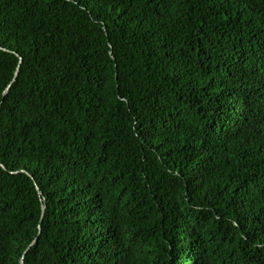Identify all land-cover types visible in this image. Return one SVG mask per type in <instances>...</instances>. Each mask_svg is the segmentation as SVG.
<instances>
[{
	"label": "trees",
	"instance_id": "16d2710c",
	"mask_svg": "<svg viewBox=\"0 0 264 264\" xmlns=\"http://www.w3.org/2000/svg\"><path fill=\"white\" fill-rule=\"evenodd\" d=\"M21 258L264 264V0H0V264Z\"/></svg>",
	"mask_w": 264,
	"mask_h": 264
},
{
	"label": "water",
	"instance_id": "95a60500",
	"mask_svg": "<svg viewBox=\"0 0 264 264\" xmlns=\"http://www.w3.org/2000/svg\"><path fill=\"white\" fill-rule=\"evenodd\" d=\"M15 76H16V74H15ZM9 88H10V84L7 86V88H6V92L9 90ZM36 189L38 190V187H37V186H36ZM44 210H45V206L42 207L41 218H42L43 215H44ZM38 229H40V227H38ZM35 242H36V238L31 242V244L29 245V247H31ZM29 247H28V248H29ZM21 264H23V260H22V258H21Z\"/></svg>",
	"mask_w": 264,
	"mask_h": 264
}]
</instances>
